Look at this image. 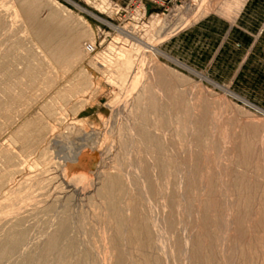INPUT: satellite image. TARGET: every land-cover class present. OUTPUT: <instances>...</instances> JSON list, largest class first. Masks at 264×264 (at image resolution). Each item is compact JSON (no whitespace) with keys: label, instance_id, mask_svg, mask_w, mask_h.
<instances>
[{"label":"rangeland","instance_id":"1","mask_svg":"<svg viewBox=\"0 0 264 264\" xmlns=\"http://www.w3.org/2000/svg\"><path fill=\"white\" fill-rule=\"evenodd\" d=\"M27 8L83 34L62 62ZM1 104L0 264H27L65 216L67 259L97 264L118 176L161 264H264V0H0Z\"/></svg>","mask_w":264,"mask_h":264},{"label":"bare ground","instance_id":"2","mask_svg":"<svg viewBox=\"0 0 264 264\" xmlns=\"http://www.w3.org/2000/svg\"><path fill=\"white\" fill-rule=\"evenodd\" d=\"M39 8H40L39 6H35L34 9L37 11ZM36 11L33 12L30 9L28 10V8L24 11V13L26 12L28 14V20L30 24H32L31 28L34 31L35 36L37 37L41 46L48 52V54L52 57L53 60H55L57 63L62 62V60L67 56L66 54L74 50L80 38L83 36V34L80 32L73 33L71 31L61 32L59 28H61V25H63V23H60L59 21H57V23L56 22L51 23L52 21L55 20L53 19L54 17L49 22H46V23L36 22L37 21L35 20ZM88 52H91V48L88 49ZM131 83H133L132 85H134L133 81H131ZM151 106L148 105L145 110L141 111L139 115L140 120L138 122V127L143 128L146 125L151 111L154 112L155 110V108L154 107L151 108ZM1 111H4L2 110V104L0 105V112ZM35 122H38V121H35ZM41 128L42 127H40V131L38 130V133L41 132ZM30 129L33 130L32 128ZM36 133L35 135H37ZM27 135L19 134L17 137L23 143L28 144L30 142L31 144V140L33 137L30 138L29 136L31 135L29 136ZM41 136L43 137V135ZM135 136H136V141L139 140L143 143L144 145L143 148H148L150 145L151 147H153L151 149V153H153V155H158L159 152L161 151V148L154 147L152 145V137L149 135V133L145 132L144 130H137ZM36 139L38 140V138ZM16 142L18 143V141ZM36 144L38 143L36 142ZM19 148L20 150H23L22 149L23 147L22 148L19 147ZM24 150L27 152L26 147H24ZM25 151H23V153H25ZM28 151H31V150H28ZM3 158H4V161L8 162V164L10 161H12L10 154L8 155L6 153V155H4ZM13 161L15 160L13 159ZM14 163L12 162V164L10 165L13 167ZM13 171H10V172H13ZM3 173L2 172L0 173L1 180L6 178L4 176H3L4 178L2 177L1 174ZM8 180H10V178ZM122 187L123 186H122L120 176L110 177L104 181L100 189V192L98 193L99 196H103L102 198H100L101 200H103V202H101L100 204L102 208V215L105 216V211H108V215H109L108 220L113 224L114 232L110 234L107 232V229L105 227L102 228L103 230L101 232L102 234H104L105 236L104 239L108 243L109 247L99 246L100 248H98L97 250L98 251L97 264H101V261H100L101 258L102 260L107 259L110 256H112L114 252L117 254L115 264H161L156 255L157 253L160 252V248H158L157 242L153 238V234L150 228L151 226L148 227V225L145 223V220H143V218H141L137 212L135 213L133 212L132 214H129L130 213L129 208H124L123 205L119 206V204L121 205L119 201V197L122 193V189H123ZM4 188H5V185H4ZM0 191L2 190L0 189ZM148 214H151V213L149 212ZM18 231L16 230L15 236L21 235L22 237H24L23 234L20 232L21 230H18ZM73 234H74V229H73V226L71 224L69 217L65 216V217L60 218L56 223L55 229H53L51 233L46 234L47 235L46 238L39 244L38 248L36 249V252H33L32 254L27 256V258L25 259L27 264H89V261L87 260L80 261V259H77L80 262L74 263L71 261L72 259L71 260L67 259V256H70L68 255V253L72 249L68 241L70 240V236H72ZM10 253H11V250L7 252V254H10ZM2 255L3 254L1 252L0 258L2 257Z\"/></svg>","mask_w":264,"mask_h":264}]
</instances>
